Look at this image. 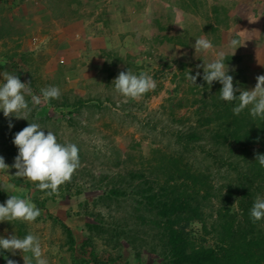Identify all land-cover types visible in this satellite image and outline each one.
Returning a JSON list of instances; mask_svg holds the SVG:
<instances>
[{
  "label": "rangeland",
  "instance_id": "rangeland-1",
  "mask_svg": "<svg viewBox=\"0 0 264 264\" xmlns=\"http://www.w3.org/2000/svg\"><path fill=\"white\" fill-rule=\"evenodd\" d=\"M18 1L2 8L0 73H16L32 94L55 85L61 96L42 99L29 121L0 111V156L9 165L0 170V203L15 194L41 209L34 222H0V236L37 235L49 264H179L173 238L185 248L180 264H264V220L249 216L255 198L264 197V167L255 161L264 154V119L247 108L234 114L238 101L220 100L222 85L203 80L213 50H162L142 70L78 63L77 71L55 64L48 42L59 19L45 16L38 2L27 6L34 0ZM224 50L234 87L253 89L264 72ZM128 69L148 72L157 87L138 99L122 97L112 81ZM189 71L200 73L195 85ZM79 100L84 104L73 106ZM32 121L80 150V167L52 196L11 167L13 137ZM206 249L213 252L197 261ZM29 255L4 250L0 264H25Z\"/></svg>",
  "mask_w": 264,
  "mask_h": 264
},
{
  "label": "crops",
  "instance_id": "crops-1",
  "mask_svg": "<svg viewBox=\"0 0 264 264\" xmlns=\"http://www.w3.org/2000/svg\"><path fill=\"white\" fill-rule=\"evenodd\" d=\"M34 2L45 16L59 19L48 42L56 65L78 71L79 64L95 70L133 64L142 70L144 61L162 50L191 55L196 37L226 49L238 36L241 45L231 49L249 59L254 71L264 72V0H34L27 6ZM8 5L0 4V16Z\"/></svg>",
  "mask_w": 264,
  "mask_h": 264
},
{
  "label": "clouds",
  "instance_id": "clouds-1",
  "mask_svg": "<svg viewBox=\"0 0 264 264\" xmlns=\"http://www.w3.org/2000/svg\"><path fill=\"white\" fill-rule=\"evenodd\" d=\"M240 45L238 36H233L227 41V48L236 49ZM192 47L196 52L213 50L214 58L203 63L202 78L209 86L214 81L222 85L219 99L227 102L238 101L232 108L236 115L247 108L253 119H264V75L257 77L253 89L241 90L233 85V76L229 74L227 54L224 49H215L213 42L206 36L195 38ZM0 76L3 77L0 79V111L5 117L12 115L29 121V115L32 114L35 106L42 103V99L48 102L61 96L60 88L55 85L41 88L40 95H35L28 87L29 84L21 82L16 73L3 71ZM198 76H200L199 72L192 75L189 71L186 79L195 85ZM112 85L115 92L122 97L138 99L154 90L157 81L148 72L142 71L136 74L128 69L121 71L112 81ZM237 92L239 95H236ZM26 96H30L31 100L29 101ZM12 126L10 123L9 127ZM44 129L47 128L32 121L14 135L13 144L17 146L18 154L11 167L17 169L16 177H26L32 182H37L36 187L39 190L46 196H52L58 194L60 186L70 181L74 172L80 167V150L77 144L60 142L56 133L50 130L45 133ZM255 161L264 167V154H258ZM8 169L9 165L5 163L4 157L0 156V170L8 171ZM40 215L41 209L28 197L12 194L5 202L0 203V222L16 220L34 222ZM249 216L253 222L264 220V197L255 198ZM4 250L29 253V256L23 257L25 264H49L48 259L43 255L40 238L31 232L22 237L16 234L7 238L0 236V255ZM7 264H15V261L7 259Z\"/></svg>",
  "mask_w": 264,
  "mask_h": 264
},
{
  "label": "trees",
  "instance_id": "trees-1",
  "mask_svg": "<svg viewBox=\"0 0 264 264\" xmlns=\"http://www.w3.org/2000/svg\"><path fill=\"white\" fill-rule=\"evenodd\" d=\"M82 104H84L82 101H78V103H74L73 104V106H77V107H79V106H81ZM241 122H242V120H241ZM245 121L243 120V123H244ZM262 130V129H261ZM263 131V130H262ZM258 137V136H257ZM259 138V137H258ZM154 202H152L151 204H153ZM160 205L162 206V207H167V205L166 204H164V205H162L161 203H160ZM169 228V227H168ZM171 233H173L172 234V236H174V231H170ZM180 241L181 240H177L176 242H175V239L173 238V243H174V245H175V253H176V255L178 256V261H177V263H182L183 262V260H184V256L182 255V254H184L185 253V248H184V245H178V244H180ZM213 251L210 249H206V250H201L199 253H196V257H195V259L197 260V261H199L198 260V258L200 259V260H203L204 261V259H207V257H208V255H210L211 253H212Z\"/></svg>",
  "mask_w": 264,
  "mask_h": 264
},
{
  "label": "built area",
  "instance_id": "built-area-1",
  "mask_svg": "<svg viewBox=\"0 0 264 264\" xmlns=\"http://www.w3.org/2000/svg\"><path fill=\"white\" fill-rule=\"evenodd\" d=\"M18 0H0V4H9V3H14Z\"/></svg>",
  "mask_w": 264,
  "mask_h": 264
}]
</instances>
